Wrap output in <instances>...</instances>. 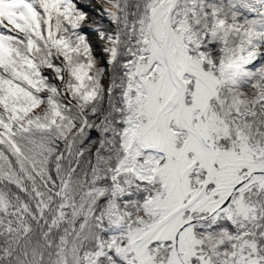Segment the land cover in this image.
Returning <instances> with one entry per match:
<instances>
[{
  "label": "snow or ice",
  "instance_id": "obj_1",
  "mask_svg": "<svg viewBox=\"0 0 264 264\" xmlns=\"http://www.w3.org/2000/svg\"><path fill=\"white\" fill-rule=\"evenodd\" d=\"M99 4L0 0V264H264V0Z\"/></svg>",
  "mask_w": 264,
  "mask_h": 264
},
{
  "label": "rangeland",
  "instance_id": "obj_2",
  "mask_svg": "<svg viewBox=\"0 0 264 264\" xmlns=\"http://www.w3.org/2000/svg\"><path fill=\"white\" fill-rule=\"evenodd\" d=\"M87 2V3H86ZM77 3H78V5H79V7H81V9L83 10V11H85L86 13H87V15H88V20L85 22V25H84V27L83 28H93V27H100V26H103L102 24H97V23H95L94 22V20L95 19H99V20H101V21H103V22H107V21H105L107 18H106V16L104 15V13L100 10V12H96L95 11V9H94V7L95 6H97V7H100V4H99V0H87V1H85V0H77ZM83 5H87V6H90L92 9H93V12H96V13H98V15H95L94 13H92L91 11H88L87 9H84V8H82V6ZM92 13V14H91ZM94 15L97 17H94ZM90 37H91V34H90ZM92 38V40H93V44H94V46H95V41H94V37H91ZM97 54L99 55V53H98V51H97Z\"/></svg>",
  "mask_w": 264,
  "mask_h": 264
},
{
  "label": "trees",
  "instance_id": "obj_3",
  "mask_svg": "<svg viewBox=\"0 0 264 264\" xmlns=\"http://www.w3.org/2000/svg\"><path fill=\"white\" fill-rule=\"evenodd\" d=\"M85 1H87V0H85ZM86 3H87V2H86ZM78 7H79V5H78ZM80 8H81V7H80ZM91 14H92V13H91ZM94 17H96V16L94 15ZM96 18H97V17H96ZM94 22L97 23V24H102V25L107 23V22H103V21L99 20L98 18L95 19ZM98 27H99V26H98ZM82 32L87 33V34L90 35L91 28H83V29H82Z\"/></svg>",
  "mask_w": 264,
  "mask_h": 264
},
{
  "label": "bare ground",
  "instance_id": "obj_4",
  "mask_svg": "<svg viewBox=\"0 0 264 264\" xmlns=\"http://www.w3.org/2000/svg\"><path fill=\"white\" fill-rule=\"evenodd\" d=\"M100 7H97V6H95L94 7V9H95V11L96 12H100V9H99ZM92 13H94L95 15H98V13H96V12H93V11H91ZM99 16V15H98ZM105 21H107V19L105 20ZM94 41H95V45H96V40H95V38H94ZM97 51H98V53H99V50L97 49Z\"/></svg>",
  "mask_w": 264,
  "mask_h": 264
},
{
  "label": "water",
  "instance_id": "obj_5",
  "mask_svg": "<svg viewBox=\"0 0 264 264\" xmlns=\"http://www.w3.org/2000/svg\"><path fill=\"white\" fill-rule=\"evenodd\" d=\"M82 8L87 9L88 11H93V9L90 6H87V5H83Z\"/></svg>",
  "mask_w": 264,
  "mask_h": 264
}]
</instances>
